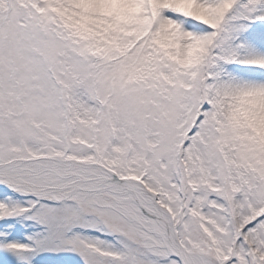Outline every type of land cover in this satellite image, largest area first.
<instances>
[{"label": "snow or ice", "instance_id": "1", "mask_svg": "<svg viewBox=\"0 0 264 264\" xmlns=\"http://www.w3.org/2000/svg\"><path fill=\"white\" fill-rule=\"evenodd\" d=\"M0 264H264V0H0Z\"/></svg>", "mask_w": 264, "mask_h": 264}]
</instances>
